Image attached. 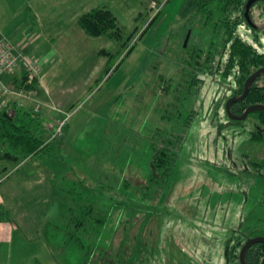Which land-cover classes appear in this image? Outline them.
<instances>
[{
	"label": "rangeland",
	"instance_id": "1",
	"mask_svg": "<svg viewBox=\"0 0 264 264\" xmlns=\"http://www.w3.org/2000/svg\"><path fill=\"white\" fill-rule=\"evenodd\" d=\"M63 1L62 8L44 12L53 33L75 39L55 71L68 89L61 101L79 99L76 103L99 112L104 123L89 122L85 136L93 139L82 159L70 161L60 147L33 160L52 176L47 202L35 206L42 216V239L23 246L16 242L0 264H226L234 231L245 238L264 236V179L258 174L264 166L248 168L242 160L244 152L260 151L259 140L251 136L263 126L255 112L228 123L231 82L208 83L159 200L143 202L138 191L147 176L152 129L162 121L158 109L179 89L190 22L196 21L198 30L188 43L203 46L199 5L213 0ZM27 6V0H0V33L25 49L32 36ZM102 6L117 15L120 40L91 36L79 25L84 13ZM257 6L263 10L264 1ZM104 48L116 56L106 75L107 57L99 55ZM15 86L11 81L7 87ZM14 96L0 85L2 99L13 103ZM60 119H44L52 135ZM126 180L129 188L123 186ZM78 220L84 225H76Z\"/></svg>",
	"mask_w": 264,
	"mask_h": 264
},
{
	"label": "trees",
	"instance_id": "2",
	"mask_svg": "<svg viewBox=\"0 0 264 264\" xmlns=\"http://www.w3.org/2000/svg\"><path fill=\"white\" fill-rule=\"evenodd\" d=\"M246 1L213 0L199 5L202 24L199 32L205 31L206 41L203 46L197 43H188L184 46L185 54L181 58L183 67L179 89L176 94H173V99L166 102L164 108L158 109L162 121L156 129H152L153 141L149 145L150 154L145 159L148 167L147 176L145 183L141 184L138 190L143 202L154 203L161 197L177 164L184 140L200 111L202 101H205L203 94L207 90L208 83L211 84L221 78L224 84L231 82L239 85L237 92L240 93L243 91L247 77L256 68L264 66V59L258 54L257 49L242 40L239 35L245 22ZM26 9L31 19L36 20L31 9L29 7ZM157 18L154 20L156 21ZM79 25L87 34L94 37L107 35L120 40L123 36V27L119 24L117 15L106 6L96 7L84 13L79 18ZM189 30L191 33L198 30L196 21L190 22ZM99 55L107 57L104 69V75H106L111 71L116 56L105 48L99 51ZM118 65L120 66L121 62ZM102 79L101 77L98 82ZM167 81L170 83L169 79ZM17 83V90L24 89L26 92H33L43 101L38 78L29 82L24 72ZM169 89L170 86L165 88L166 95L170 93L171 89ZM253 96L251 91L244 101L235 104L232 108L233 112L242 113L250 103L257 101L264 103V94L259 96L261 99ZM14 105L16 113L13 116H9L5 108H0L1 158L17 166L30 159H36L40 155L52 156L55 149L62 146L64 138L62 136L58 139L52 138V134L44 125V119L35 114L33 110H22L18 104ZM256 113L260 124L264 127V111ZM233 122L239 121L228 123ZM253 137L260 140L258 133H253ZM159 142H162V145ZM7 171L8 168L4 167L0 176ZM123 186L129 188V181L126 180ZM74 192V189L67 191L69 194ZM92 210V207L87 208L88 213ZM3 220L14 221V218L4 205H0V221ZM73 220L77 221L74 218ZM76 225L83 226L84 224L78 220ZM243 242L244 236H237L235 231L227 241L228 244H232L230 254L234 259L239 258L238 252ZM247 261L249 264H264V244L253 246L248 251Z\"/></svg>",
	"mask_w": 264,
	"mask_h": 264
},
{
	"label": "crops",
	"instance_id": "3",
	"mask_svg": "<svg viewBox=\"0 0 264 264\" xmlns=\"http://www.w3.org/2000/svg\"><path fill=\"white\" fill-rule=\"evenodd\" d=\"M27 1V7L31 9L36 20L32 19L28 27L32 36L26 52L29 55L32 53V57L40 63L41 72L38 81L43 101L31 92V98L15 95L13 103L22 104L21 109L27 111H32L33 106L38 103L41 108L39 116L45 120L62 119L64 112L72 113L70 123L67 124L62 136L64 141L60 150L66 155V158L74 162V160L83 158L85 149L89 148L93 139L92 135L85 136L88 133L86 128L89 122L94 120V126L97 127L100 123H104V118L94 109H87L80 103H76V100L79 99L66 104L61 101L66 97L68 89H64V84H60L61 79L57 77L58 74L55 71H57L60 57L72 50L75 39L64 36L62 31L57 32V34L53 33L49 23L44 19V12L49 9L62 8L65 1ZM13 32L16 34L15 38L18 39L20 34L15 30ZM23 75L24 70L20 69L15 75L5 76L3 83L7 86L11 81L18 84L17 82ZM45 120L44 122H46ZM84 139L88 141L84 143ZM33 160L35 159H30L17 166L14 165L12 168L11 163L2 159L0 153V168L2 166L8 168V171L0 176L2 178L0 181V205H4L14 218V221H0V257L5 256V254L8 257L16 242L23 246L28 241L40 242L42 239L40 221L42 216L35 206L38 203L47 202L49 192L52 193V176L43 168L42 163L33 162Z\"/></svg>",
	"mask_w": 264,
	"mask_h": 264
},
{
	"label": "flooded vegetation",
	"instance_id": "4",
	"mask_svg": "<svg viewBox=\"0 0 264 264\" xmlns=\"http://www.w3.org/2000/svg\"><path fill=\"white\" fill-rule=\"evenodd\" d=\"M248 1L249 0H247L246 4H245V12H244V14H245V22L243 23V25H242V27L240 29L239 35L242 38V40H244L245 42L253 45L257 49L258 54L261 55L262 59H264V9L262 10L261 6H257V4L259 2L264 1V0H258L251 6V8L249 10L250 20L246 16V10H247ZM250 41H252L253 43L250 42ZM260 68H264V66H260V67L256 68L252 72V74H254L256 71H258ZM250 76H248L247 79ZM247 79H246V81H247ZM246 81L244 83L243 91L240 92V93L237 92V90L239 88V85H237L236 83H230L229 84V86L231 85L233 88H231V93L228 96V98L226 99L225 103H227V101L230 98L239 97V96H241L244 93ZM251 91L253 92V95H254L253 97H255L256 99H261L259 96L264 94V73L260 74L257 77V79L253 82V84L251 85V87L249 89L248 95L250 94ZM248 95L246 96V98L248 97ZM244 100H242V101H244ZM242 101H239V102H242ZM239 102H236V103L232 104L231 109L235 106V104H237ZM252 105H264V103L257 101V102H254V103H250L249 107L252 106ZM225 110H226V104H225ZM244 111L242 113H234L233 110H232V112L234 114H236V115H242L244 113ZM254 112L256 113L258 111H254ZM226 113H227V110H226ZM227 115H228V113H227ZM257 119L259 121L258 115H257ZM230 120L231 121H235V120H233L231 118H230ZM236 121H238V120H236ZM251 139H254L253 135L251 136ZM259 139L260 140L258 142L261 144L259 152H255V151L250 150L247 153L246 152L243 153L244 156L242 157V160L247 163L245 165L248 168L250 166H256V167L257 166H260V167L264 166V127H263V132L259 134ZM258 155H261L260 156V160H259V158H257ZM262 169L259 171L258 174L261 175V177L264 179V170H262ZM256 237H259V236H256ZM261 237H264V236H261ZM251 238H254V237H247V238L244 237L243 245L239 249V252H238V254H239V258L238 259H234L232 257V255L230 254V249H231L232 244H228L227 243V246H226V249H225V256H226V260H227L226 264H242L241 263V259H240L242 248L246 244V242L249 239H251ZM258 244H264V243H254V244L250 245V247L247 249V251H246V261H247L248 251L253 246L258 245ZM247 264H249L248 261H247Z\"/></svg>",
	"mask_w": 264,
	"mask_h": 264
},
{
	"label": "built area",
	"instance_id": "5",
	"mask_svg": "<svg viewBox=\"0 0 264 264\" xmlns=\"http://www.w3.org/2000/svg\"><path fill=\"white\" fill-rule=\"evenodd\" d=\"M20 69H23L27 74L29 82L38 78L41 72L39 62L29 55L23 46L13 43L9 38L0 33V85L4 89L5 93L14 94L24 98H31V92H26L24 89L17 90V88L11 90V88L7 87L3 83V78L5 76L15 75ZM18 105L19 108H22V104ZM0 108H5L9 116H13L16 113L14 103H11L7 99H2V97H0ZM33 111H40L38 103H36ZM70 116L71 113L65 112V117L62 121H60L57 126V130L52 135V138H56L58 135L63 136L65 126L68 123Z\"/></svg>",
	"mask_w": 264,
	"mask_h": 264
},
{
	"label": "water",
	"instance_id": "6",
	"mask_svg": "<svg viewBox=\"0 0 264 264\" xmlns=\"http://www.w3.org/2000/svg\"><path fill=\"white\" fill-rule=\"evenodd\" d=\"M258 0H249L248 3H247V10H246V16L247 18L250 20V16H249V10L251 8V6ZM190 35H191V31H189L188 35H187V38H186V42H185V46H187V43H188V40L190 38ZM264 73V68H260L258 71H256L254 74H252L246 81V85H245V90H244V93L239 96V97H233V98H230L227 103H226V110H227V113L229 115V117L233 120H238V121H241V120H244L248 117V115L254 111H264V105H252L250 107H248L244 113L242 115H236L232 112V104L236 103V102H239V101H242L246 98V96L248 95L249 93V89L251 87V85L253 84V82L257 79V77ZM7 116V114H5ZM254 243H264V237H254V238H251L249 239L246 244L243 246L242 248V251H241V255H240V259H241V263L242 264H247V261H246V251L247 249L250 247V245L254 244Z\"/></svg>",
	"mask_w": 264,
	"mask_h": 264
}]
</instances>
